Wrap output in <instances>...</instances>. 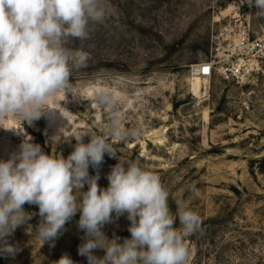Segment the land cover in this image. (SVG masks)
<instances>
[{
	"label": "rangeland",
	"instance_id": "rangeland-1",
	"mask_svg": "<svg viewBox=\"0 0 264 264\" xmlns=\"http://www.w3.org/2000/svg\"><path fill=\"white\" fill-rule=\"evenodd\" d=\"M100 4L105 16L90 25L89 38L66 45L87 53L83 65L72 67V94H58L49 102L57 109L30 124L13 117L0 121V160L18 152L26 137L46 154L67 158L77 142L73 135H104L114 115L125 130L139 133L106 137L117 159L125 166L138 161L158 174L174 216L179 202L200 217V228L185 237L187 264H264V74L248 81L216 69L198 95L190 81L197 64L215 57L213 26L235 18L257 35L264 17L257 18L258 9L246 0ZM100 94L115 101L113 110L96 102ZM89 141L85 135L83 142ZM117 159L105 154L98 169L89 166L100 188L108 187ZM87 190L85 184L81 191ZM24 209L32 219L7 237L18 251L0 254V264H54L64 254L74 264H88L78 254L85 242L79 211L42 245L36 236L39 209L27 203ZM130 223L127 214L113 213L102 231L123 243L131 237ZM93 254L102 258L105 251Z\"/></svg>",
	"mask_w": 264,
	"mask_h": 264
},
{
	"label": "clouds",
	"instance_id": "clouds-1",
	"mask_svg": "<svg viewBox=\"0 0 264 264\" xmlns=\"http://www.w3.org/2000/svg\"><path fill=\"white\" fill-rule=\"evenodd\" d=\"M246 2L258 9L257 18L264 17V0ZM104 16L100 0H0V121L13 117L30 124L57 109L49 102L58 94H72V67L83 65L87 53L66 45L71 39H88L90 25ZM96 102L115 108L105 94ZM85 135L90 136L88 143L83 142ZM129 135L139 133L125 130L113 115L104 135H73L77 142L67 158L46 154L26 137L18 152L0 160V254L15 256L18 251L7 237L32 219L33 213L24 209L27 203L39 209L36 236L42 245L56 239L79 211L85 242L78 254L86 256L88 264H187L185 237L200 228V217L179 202L174 216L160 176L138 161L125 166L117 159L106 137ZM105 154L118 163L107 175L108 187L100 188L99 175L90 176L88 169H98ZM85 184L88 190L81 191ZM113 213L127 214L131 222V237L123 243L109 240L102 231ZM98 248L105 251L102 258L93 254ZM54 264L74 261L64 254Z\"/></svg>",
	"mask_w": 264,
	"mask_h": 264
},
{
	"label": "built area",
	"instance_id": "built-area-1",
	"mask_svg": "<svg viewBox=\"0 0 264 264\" xmlns=\"http://www.w3.org/2000/svg\"><path fill=\"white\" fill-rule=\"evenodd\" d=\"M211 42L216 54L206 62L197 64L193 74L210 79L215 70L248 80L264 74V29L257 35H251L249 25L235 18L213 26ZM207 69V71H205Z\"/></svg>",
	"mask_w": 264,
	"mask_h": 264
},
{
	"label": "bare ground",
	"instance_id": "bare-ground-1",
	"mask_svg": "<svg viewBox=\"0 0 264 264\" xmlns=\"http://www.w3.org/2000/svg\"><path fill=\"white\" fill-rule=\"evenodd\" d=\"M190 81H191L192 91L194 92L193 94H196V95L201 94L203 85L207 84L208 82L207 79H204L197 74H193V76L190 78ZM206 89L207 88H205V90ZM206 114L207 113L205 112V115Z\"/></svg>",
	"mask_w": 264,
	"mask_h": 264
},
{
	"label": "snow or ice",
	"instance_id": "snow-or-ice-1",
	"mask_svg": "<svg viewBox=\"0 0 264 264\" xmlns=\"http://www.w3.org/2000/svg\"><path fill=\"white\" fill-rule=\"evenodd\" d=\"M205 71H207V69H205Z\"/></svg>",
	"mask_w": 264,
	"mask_h": 264
}]
</instances>
